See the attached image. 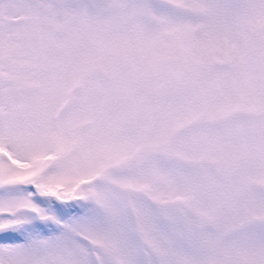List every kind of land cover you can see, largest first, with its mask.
Returning a JSON list of instances; mask_svg holds the SVG:
<instances>
[{
    "label": "snow or ice",
    "instance_id": "snow-or-ice-1",
    "mask_svg": "<svg viewBox=\"0 0 264 264\" xmlns=\"http://www.w3.org/2000/svg\"><path fill=\"white\" fill-rule=\"evenodd\" d=\"M0 264H264V0H0Z\"/></svg>",
    "mask_w": 264,
    "mask_h": 264
}]
</instances>
